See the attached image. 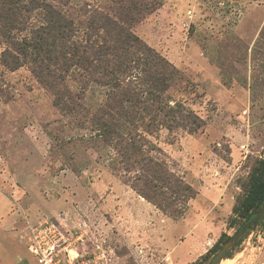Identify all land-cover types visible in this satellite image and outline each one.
Instances as JSON below:
<instances>
[{
	"label": "rangeland",
	"instance_id": "374dc122",
	"mask_svg": "<svg viewBox=\"0 0 264 264\" xmlns=\"http://www.w3.org/2000/svg\"><path fill=\"white\" fill-rule=\"evenodd\" d=\"M28 1L0 0V264H36L21 239L44 222L103 264H209L221 235L242 226L236 208L264 152V0H156L136 16L131 31L178 70L170 104L204 123L133 136L135 157L157 164L155 179L141 164L125 168L83 113L57 109L29 57L15 70L3 62L42 30ZM42 1L70 17L85 8L118 17L115 0ZM105 91L90 87L87 107ZM227 255L219 264H264V217Z\"/></svg>",
	"mask_w": 264,
	"mask_h": 264
},
{
	"label": "trees",
	"instance_id": "16d2710c",
	"mask_svg": "<svg viewBox=\"0 0 264 264\" xmlns=\"http://www.w3.org/2000/svg\"><path fill=\"white\" fill-rule=\"evenodd\" d=\"M115 1L118 17L98 8L80 9L70 17L68 11L57 5L29 0L23 6L24 12L40 10L44 17L42 30L24 41L17 53L7 51L3 62L15 70L20 67L21 56L29 57L33 73L50 92L57 109L70 117L83 113L91 131L102 142L113 145L125 168L131 163L141 164L145 175L155 179L160 170L152 159L135 157L140 151L134 137L141 133L151 135L160 129L194 133L204 123L180 102L170 104L168 91L178 70L131 31L137 15L157 8L156 0ZM12 12L9 21L13 24L19 21L21 11L15 7ZM0 23L8 29L6 17H0ZM67 79L74 87L68 86ZM92 86L106 89L104 102L95 108L85 103V93ZM263 204L264 152L236 208L242 225ZM228 239L222 234L207 254H215Z\"/></svg>",
	"mask_w": 264,
	"mask_h": 264
},
{
	"label": "built area",
	"instance_id": "2783aa9c",
	"mask_svg": "<svg viewBox=\"0 0 264 264\" xmlns=\"http://www.w3.org/2000/svg\"><path fill=\"white\" fill-rule=\"evenodd\" d=\"M22 242L36 264H103L96 256L84 257L67 232L52 222L27 225Z\"/></svg>",
	"mask_w": 264,
	"mask_h": 264
},
{
	"label": "water",
	"instance_id": "95a60500",
	"mask_svg": "<svg viewBox=\"0 0 264 264\" xmlns=\"http://www.w3.org/2000/svg\"><path fill=\"white\" fill-rule=\"evenodd\" d=\"M264 217V204L257 211V213L246 223H244L239 230H237L221 247L220 251L213 257L209 264H219L226 259V255L231 250L237 241L243 237V235L251 229L257 222Z\"/></svg>",
	"mask_w": 264,
	"mask_h": 264
},
{
	"label": "bare ground",
	"instance_id": "6f19581e",
	"mask_svg": "<svg viewBox=\"0 0 264 264\" xmlns=\"http://www.w3.org/2000/svg\"><path fill=\"white\" fill-rule=\"evenodd\" d=\"M226 262H227V260H223V261H222V263H226ZM229 262H230V261H229ZM222 263H221V264H222Z\"/></svg>",
	"mask_w": 264,
	"mask_h": 264
}]
</instances>
